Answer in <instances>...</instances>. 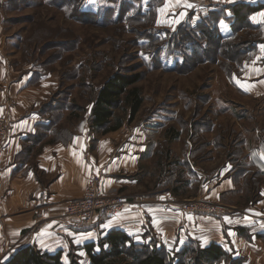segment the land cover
<instances>
[{
    "label": "rangeland",
    "instance_id": "1",
    "mask_svg": "<svg viewBox=\"0 0 264 264\" xmlns=\"http://www.w3.org/2000/svg\"><path fill=\"white\" fill-rule=\"evenodd\" d=\"M239 3L264 6V0H182L179 5L176 0H0V55L16 74L36 71L65 94L73 119L67 118L64 127L74 126V114L81 119L88 109L82 124L91 128L90 112L104 82L116 73L140 75L133 86L143 99L140 112L130 123L124 104L115 107L109 125L123 122L109 136H133L144 123L159 121L149 129L156 154L141 163L145 170H139L135 189L106 199L142 194L148 206L238 223L260 216L256 204L264 187V175L249 162L264 140V93L258 94L264 89V8L251 24L238 23L227 8ZM208 8L215 14L200 25L181 22L186 14L191 18ZM245 69L251 72L244 76ZM186 139L189 157L203 173L192 174L182 165ZM226 166L231 172L220 173ZM64 217L69 220L66 206ZM224 230L222 225L223 235ZM143 234L142 244L132 236L135 244L161 247L149 225ZM165 250L174 256L182 249ZM7 253L0 251L3 264Z\"/></svg>",
    "mask_w": 264,
    "mask_h": 264
},
{
    "label": "crops",
    "instance_id": "2",
    "mask_svg": "<svg viewBox=\"0 0 264 264\" xmlns=\"http://www.w3.org/2000/svg\"><path fill=\"white\" fill-rule=\"evenodd\" d=\"M204 10L191 18L186 14L181 22L191 19L190 24H197L215 13L214 8ZM261 11L251 14L247 21L251 24L252 18ZM222 26L220 23L219 27L227 34V29ZM250 72L245 69L243 74ZM16 73L6 56L0 55V116L6 114L11 126L8 145L0 152V251L8 252L4 263L29 246L48 254L62 251L64 255L79 246L76 252L83 256L84 244L103 238L112 229L121 230L142 244L143 233L149 225L165 249L180 251L188 239H193L203 248L220 245L227 252L243 257L245 264H264V187L259 190L260 199L256 204L260 216L248 215L249 219L238 223L212 217H192L172 207L148 206L143 203L145 196L134 193L125 196L130 204L123 211L114 216L103 215L91 229H84L66 219L65 206L81 197L85 185L95 173L102 178L100 189L104 197L122 195L126 189L137 187V174L139 170H145L141 163L156 154L151 144L153 130L149 129L159 127L161 123L158 121L152 125L154 120L148 121L142 125L143 131L139 128L133 136L118 134L110 137L114 132L102 135L82 124L85 115L89 116L87 109L81 119L74 114V122L77 121L73 124L71 120L74 126L64 127L63 122L67 118L73 119V113L71 108H59L62 92L49 84L48 77L40 79L36 71ZM4 84L7 89L2 88ZM259 93H264V89ZM55 115L58 121L54 120ZM51 122V129L41 128L50 126ZM38 134L43 138L33 142V136ZM258 145L262 146L252 152L249 162L262 176L264 140L261 139ZM190 151L186 139L180 159L182 165L192 174L203 173L191 160L192 156L190 159ZM225 170L231 172L226 166L220 173ZM210 176L215 179V172ZM110 221V226L105 228ZM134 225L138 228L134 229ZM238 228L245 232L238 231ZM137 234L139 238L135 236Z\"/></svg>",
    "mask_w": 264,
    "mask_h": 264
},
{
    "label": "trees",
    "instance_id": "3",
    "mask_svg": "<svg viewBox=\"0 0 264 264\" xmlns=\"http://www.w3.org/2000/svg\"><path fill=\"white\" fill-rule=\"evenodd\" d=\"M263 8L264 6L261 5L252 6L239 3L233 5V7L229 6L227 10L231 12L235 20L239 23L247 21L251 14ZM222 11L223 9H221L220 12ZM220 12L218 17L220 16ZM219 20L221 19L218 18L217 21ZM201 23H199V25ZM199 25L196 30L200 27ZM187 28L189 27H185L183 30ZM227 49L231 50L232 48L231 46H227ZM139 80L140 75H123L116 73L104 82L97 91L96 100L90 112V126L93 130L105 135L120 129L123 122L122 119H118L113 126L109 124L110 119L113 117V109L118 107L121 103L124 104L125 112L129 111L126 122L131 123L133 121L143 105L140 90L138 88H133ZM61 95L65 97V100L58 103L59 108H71L69 104L66 106L67 99L65 94L61 93ZM54 120L58 121L57 117ZM52 126L53 123L51 122L50 126L44 125L41 128H43V130L46 128L51 129ZM60 130L61 129H59V131ZM62 132H60L61 136ZM33 137L34 138L30 137L33 142H38L40 138H43V135L38 134ZM93 227L94 226L86 229H91ZM238 231L245 232L244 229H238ZM245 236H248L247 233H245ZM82 248L84 251L83 256L87 258L86 263L78 261L77 256L72 253L74 250L73 248L70 253L64 255L62 251L48 254L29 246L19 250L5 264H112L113 262L115 263L123 259L129 260L126 264H219L223 261L227 264H245V259L243 257H237L234 253L227 252L217 244H211L202 248L199 242L190 240L177 255L171 256L164 247L158 248L153 245V247L150 248L144 244L137 245L125 232L116 229L108 231L103 238L95 242L84 244ZM65 256L68 260L67 263L64 262Z\"/></svg>",
    "mask_w": 264,
    "mask_h": 264
},
{
    "label": "built area",
    "instance_id": "4",
    "mask_svg": "<svg viewBox=\"0 0 264 264\" xmlns=\"http://www.w3.org/2000/svg\"><path fill=\"white\" fill-rule=\"evenodd\" d=\"M10 122L3 114L0 116V152L8 145L10 137ZM101 178L92 176L85 185L83 195L79 199L70 201L66 205V216L73 223L78 224L82 228H90L97 224L98 220L103 216H114L120 213L130 201L126 197H114L112 200L106 199L102 195ZM138 228L134 225V229ZM1 263L3 259L0 257Z\"/></svg>",
    "mask_w": 264,
    "mask_h": 264
},
{
    "label": "snow or ice",
    "instance_id": "5",
    "mask_svg": "<svg viewBox=\"0 0 264 264\" xmlns=\"http://www.w3.org/2000/svg\"><path fill=\"white\" fill-rule=\"evenodd\" d=\"M182 0H176V4L179 5L181 4ZM168 7V5L166 4V8ZM184 7H191V5H188V4H184ZM162 12L165 11V9H162L161 10ZM262 16H264V14H261ZM254 21H256V17H253L252 18ZM178 22V21H177ZM260 22H264V21H260ZM262 51H264V46H262ZM112 222L110 221L109 224H105L104 227L107 228L110 226Z\"/></svg>",
    "mask_w": 264,
    "mask_h": 264
}]
</instances>
